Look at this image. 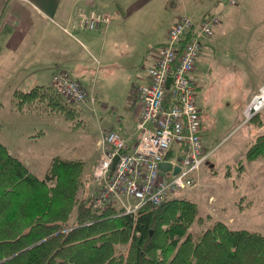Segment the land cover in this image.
<instances>
[{
  "label": "trees",
  "instance_id": "1",
  "mask_svg": "<svg viewBox=\"0 0 264 264\" xmlns=\"http://www.w3.org/2000/svg\"><path fill=\"white\" fill-rule=\"evenodd\" d=\"M13 97L18 111L42 102L73 127L80 124L78 111L51 87ZM260 158L263 134L236 163L237 177L244 162ZM84 169L82 160L56 156L38 178L0 142V264H264L263 234L231 229L188 199L146 203L135 215L93 208L90 197H79Z\"/></svg>",
  "mask_w": 264,
  "mask_h": 264
},
{
  "label": "rangeland",
  "instance_id": "2",
  "mask_svg": "<svg viewBox=\"0 0 264 264\" xmlns=\"http://www.w3.org/2000/svg\"><path fill=\"white\" fill-rule=\"evenodd\" d=\"M160 2H154L155 6L150 9V13L138 15L140 19L141 16L144 18L146 24L147 19L152 23L148 28H143L136 37L135 46L139 50L148 41L147 35L150 37L151 33L157 32L156 28L152 30L154 17L157 15L155 22L160 27L159 32L163 31L171 21L169 11L178 8L176 0H171L167 7L162 8ZM223 2L221 0L220 6L226 3ZM260 3H262L261 0ZM193 4L195 2L190 1L186 6L189 11L186 16L194 21L217 15L214 8H212L213 14L206 13L203 16L200 12L195 13L192 9ZM133 20L134 18L130 19V21ZM208 50L209 48L204 49L199 62L202 83H199L198 79L196 81L199 83H197L198 103L203 111L202 143L210 153L207 163H204L199 171L198 185L192 190H177L168 197L184 198L197 203L198 199L195 200V198L199 193L202 196L201 208L206 209L208 204V209L211 207L210 210L215 213V217L208 213L207 215L214 220L220 219L222 215L221 204L225 205L229 200L233 201L226 207L230 206L228 211L222 215L224 220L220 221L234 230L256 231L264 235V158L244 162V171L240 177H237L236 170V163L242 158L247 145L257 135H264V109L246 124H243L242 117L243 110L254 94L255 86L264 80V61L255 71L253 68L256 65L250 69L245 61H241L230 50ZM119 77L123 78L122 73ZM109 78L110 76H107L104 70L95 76V81L99 84L96 89L99 102L93 103L94 105L88 101L73 103L64 100L79 113L77 120H80V124L73 127L72 123L65 121L62 115L51 112L46 103L39 102L29 110L26 106L23 111H18L13 93L14 90L27 92L28 78L22 74L2 77L0 142L38 178L44 177L53 157L82 160L85 163V184L79 197H90L96 189V184L91 177V168L99 156V147L96 144L94 148V139L100 137L99 131L106 125V116L113 114L116 110L121 112V105L125 101L120 90L112 88L109 84ZM24 81L26 86L23 85ZM107 130L110 128L103 133ZM227 169L230 171V177H225ZM210 181L221 193L230 195V190L232 192L230 198L226 201L221 198L217 200V194H213L214 188L208 183ZM235 183L236 186H234ZM215 202L218 205L216 212L213 210ZM238 203L242 207H239ZM199 213L205 215L201 210ZM198 230V226L192 227V232L195 234Z\"/></svg>",
  "mask_w": 264,
  "mask_h": 264
},
{
  "label": "crops",
  "instance_id": "3",
  "mask_svg": "<svg viewBox=\"0 0 264 264\" xmlns=\"http://www.w3.org/2000/svg\"><path fill=\"white\" fill-rule=\"evenodd\" d=\"M161 1L160 7H167L171 0H0V83L2 77L22 74L28 78V91L35 87H51L54 73L65 72L79 82L96 103L98 83L95 76L101 70L110 76L109 84L123 94L124 104L121 112L117 110L106 117L105 127H101L100 137L106 129H115L126 139L128 151L134 149L139 140L136 121L140 104L132 98L131 90L146 80V69L151 64L155 47L164 42L169 27L182 15L189 12L187 5L195 2L192 8L203 16L220 15L222 23L216 26L212 37L204 40L193 72L200 80V57L204 49L210 51L230 50L247 66L257 70L264 61V0H235L228 5L227 0H176L177 9L170 12V22L166 29L159 32L157 15L153 29L146 44L139 50L135 46L136 37L143 28L152 23L139 13H150L154 2ZM174 1V0H173ZM214 8V10H212ZM95 10L108 13L111 22L98 30L89 31L81 26L79 13ZM177 12V13H176ZM212 12V13H211ZM146 13V14H147ZM134 18L133 21H130ZM208 50V51H209ZM122 73L123 78L119 77ZM26 81H24L23 85ZM204 82V81H203ZM198 83V82H197ZM199 83H202L200 80ZM198 83V84H199ZM264 80L257 83V88ZM26 86V85H24ZM199 86L197 85V91ZM27 91V89H24ZM15 91V90H14ZM89 102V101H88ZM94 102V104H95ZM87 103V102H86ZM90 103V102H89ZM93 104V105H94ZM102 122L104 120L102 119ZM94 139V148L100 139ZM200 173V172H199ZM198 173V174H199ZM201 175V174H200ZM199 177V176H198ZM217 200H227L230 195L221 193L210 181ZM202 196L198 193L195 200L199 210L214 216L211 207L201 208ZM222 205V215L228 205ZM220 205V204H219ZM216 202L213 210L216 212ZM222 215L220 219L224 220ZM215 217V216H214ZM222 217V219H221Z\"/></svg>",
  "mask_w": 264,
  "mask_h": 264
},
{
  "label": "built area",
  "instance_id": "4",
  "mask_svg": "<svg viewBox=\"0 0 264 264\" xmlns=\"http://www.w3.org/2000/svg\"><path fill=\"white\" fill-rule=\"evenodd\" d=\"M230 5L235 0H228ZM81 26L98 30L111 22L105 12L79 13ZM218 15L194 21L182 15L169 27L163 43L157 45L146 80L135 85L131 96L140 104L136 121L139 140L128 151L126 139L115 129L102 133L97 142L99 156L91 168L96 184L90 195L93 208L113 207L135 215L146 203L159 205L177 190H192L210 151L202 143V107L198 103L193 76L204 40L221 25ZM170 83L167 85V80ZM51 88L68 102L94 103L92 95L65 72L54 73ZM264 109V84L259 86L243 110V124ZM170 153V155H169ZM117 157L114 168L112 163ZM161 162L171 169L162 172ZM179 172L174 174V168Z\"/></svg>",
  "mask_w": 264,
  "mask_h": 264
},
{
  "label": "water",
  "instance_id": "5",
  "mask_svg": "<svg viewBox=\"0 0 264 264\" xmlns=\"http://www.w3.org/2000/svg\"><path fill=\"white\" fill-rule=\"evenodd\" d=\"M170 83V78H168L167 80V85ZM116 160H117V157L114 158L113 160V163H112V168H114L115 166V163H116ZM159 169L162 171V172H167L171 169V164L169 162H161L159 164ZM179 172V168L178 167H175L174 168V174L178 173Z\"/></svg>",
  "mask_w": 264,
  "mask_h": 264
}]
</instances>
